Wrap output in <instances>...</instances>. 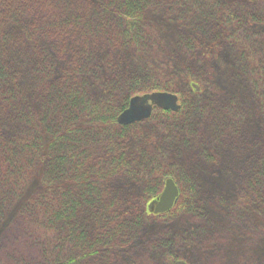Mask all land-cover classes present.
Segmentation results:
<instances>
[{
  "label": "trees",
  "instance_id": "1",
  "mask_svg": "<svg viewBox=\"0 0 264 264\" xmlns=\"http://www.w3.org/2000/svg\"><path fill=\"white\" fill-rule=\"evenodd\" d=\"M172 3L197 8L189 18L196 21L178 23L171 63L162 67L154 60L156 0H0V222L37 177L40 190L19 214L53 236L44 249L51 264L117 261L135 245L149 217L143 205L166 177L179 196L156 218H207L196 176L176 160L186 151L215 159L202 145L206 120L217 132L229 118L231 136L244 135L249 105L231 97L218 106L206 90L224 57L230 74H264V57L248 61L264 0ZM152 92L177 95L179 110L154 108L146 133L145 122L117 124L131 97ZM261 141L245 186L264 210V134ZM164 150L172 163H163ZM57 249L66 250L64 261Z\"/></svg>",
  "mask_w": 264,
  "mask_h": 264
},
{
  "label": "rangeland",
  "instance_id": "2",
  "mask_svg": "<svg viewBox=\"0 0 264 264\" xmlns=\"http://www.w3.org/2000/svg\"><path fill=\"white\" fill-rule=\"evenodd\" d=\"M156 2L158 4L154 8L153 19L156 28L161 32L160 48L154 60L157 65L165 67L171 63L167 55L174 51L178 23L183 19L186 23L196 21L189 18L195 17L197 8L192 7L188 11L187 7L179 6L181 2L178 6L173 5L172 0ZM258 7V13L264 16V4ZM191 28L189 30H192ZM254 31L258 32V35L253 38H256V42L250 53L249 63L260 59L263 61L264 57V24ZM222 59L221 63H215L218 76L209 83L206 95L218 101V106L231 97L248 104L249 117L248 123L244 125L245 133L242 136L240 131L232 132L231 136L229 118L219 121L221 127L217 128V132L214 131L215 122L206 120L203 134L207 136L208 141L202 145L207 146L215 159H202L198 152L190 157L191 153L186 151L176 160L181 166H185L190 174L196 176L199 185L198 196L205 201L206 220L191 219V216L178 217L175 221L158 219L156 216L153 218L146 211L148 200L143 205V212L149 217L142 225L135 245L125 254L116 257L117 261L109 264H264V210L258 204L256 196L245 186L250 174L248 168L254 167L258 161L257 156L263 154L262 141L260 145L256 144L258 138L263 140L264 134V74L259 72L260 78L255 74L250 77L247 72L237 73L238 76L230 74L231 72L228 73L224 68L227 58ZM149 119L142 121L145 123L139 122L145 129L144 133L152 126L153 121L146 123ZM215 133L219 134L220 143L217 136L214 137ZM231 141L234 142L230 145ZM163 153L164 164L174 161L166 150ZM2 186L1 184L0 188ZM39 190L38 178L34 177L2 217L0 264H51L48 261L54 260L50 254L44 255V249H49L45 246L52 243L53 236L30 227L20 217L19 210ZM4 191L5 186L3 194ZM44 235H48L49 243H44ZM158 243L164 248H154ZM53 252L56 253V250ZM57 252L59 259L64 261L66 250L61 252L57 249Z\"/></svg>",
  "mask_w": 264,
  "mask_h": 264
},
{
  "label": "water",
  "instance_id": "3",
  "mask_svg": "<svg viewBox=\"0 0 264 264\" xmlns=\"http://www.w3.org/2000/svg\"><path fill=\"white\" fill-rule=\"evenodd\" d=\"M154 108L177 112L180 108L178 97L169 92H152L135 95L128 101L127 107L117 116L120 126H130L150 118ZM179 196V189L171 177L164 180V186L156 200L148 205V211L154 215L169 211Z\"/></svg>",
  "mask_w": 264,
  "mask_h": 264
},
{
  "label": "flooded vegetation",
  "instance_id": "4",
  "mask_svg": "<svg viewBox=\"0 0 264 264\" xmlns=\"http://www.w3.org/2000/svg\"><path fill=\"white\" fill-rule=\"evenodd\" d=\"M152 200H153V199H151L150 201H148V203H150ZM148 203H147V204H148Z\"/></svg>",
  "mask_w": 264,
  "mask_h": 264
}]
</instances>
